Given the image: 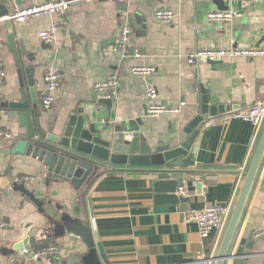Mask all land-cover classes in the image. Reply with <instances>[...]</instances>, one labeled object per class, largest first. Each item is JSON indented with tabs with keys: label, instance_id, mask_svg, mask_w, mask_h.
<instances>
[{
	"label": "crops",
	"instance_id": "0c3cea01",
	"mask_svg": "<svg viewBox=\"0 0 264 264\" xmlns=\"http://www.w3.org/2000/svg\"><path fill=\"white\" fill-rule=\"evenodd\" d=\"M47 1L19 0L17 5L11 3V9ZM224 1L227 10L218 7V0H71L62 18L43 16L14 24L17 46L28 52V56L20 54V62L32 70L43 129L54 127L58 132L72 116L82 117L105 139L112 136L114 127L136 126L143 137L141 144L172 149L186 139L185 128L201 112V89L207 91L211 105L227 101L246 111L264 104V56L188 63L190 55L199 49L214 46L264 48V0ZM159 8L173 10L172 24L154 18ZM212 11L238 14L228 22L210 23L207 15ZM53 21L59 22L60 31L54 43L45 44L39 34ZM125 25L133 31L128 53L115 55L109 47ZM8 37L5 25L0 29V60L5 69L0 80V104L19 97V68ZM136 66L154 67L156 72L149 77L137 76L132 73ZM47 71L63 74L58 100L49 111L42 107ZM112 75L119 83L109 108L101 102L106 97L94 87ZM28 81L26 78V84ZM150 85L157 89L159 103L179 105L184 101L186 106L179 114L150 116ZM1 111L0 131L10 133L12 139H0V264H77V255L83 257L88 252L81 240L75 241V234L57 237L47 212L54 218L67 215L80 220L98 234L106 258L103 264H208L218 255L227 228L202 239L199 226L186 221L187 213L217 204L231 205L234 210L264 130V126L257 129L240 119L223 121L224 114L206 119L192 147L196 166L177 165L183 176L196 177L181 189L192 202L160 204L155 199L158 173L153 166L109 163L82 190L56 180L47 185L42 164L32 157L11 154L25 129L17 117L8 116L0 106ZM125 136L132 140V133ZM198 183L202 184L200 194ZM17 185L34 191L44 202L46 213H41ZM36 231L37 241L29 250L23 246L15 251L17 243ZM40 243L58 246L59 255L34 263L31 254L45 248L35 249ZM242 243L245 247L252 243V251L257 253L247 264H264V155L231 253ZM224 264L238 263L228 260Z\"/></svg>",
	"mask_w": 264,
	"mask_h": 264
},
{
	"label": "water",
	"instance_id": "95a60500",
	"mask_svg": "<svg viewBox=\"0 0 264 264\" xmlns=\"http://www.w3.org/2000/svg\"><path fill=\"white\" fill-rule=\"evenodd\" d=\"M16 5L19 0H0V17L7 16L12 12L11 3ZM218 7L224 10V0H218ZM9 37V49L14 54L20 75L19 97L17 101L0 104L6 110L8 116L17 117L20 127L25 129V134L14 145L11 154L14 156H27L37 160L46 170L47 185L50 181L56 180L61 183L73 185L76 189L82 190L88 186L92 178L96 176L101 168L113 165L131 166H153L156 167L158 179L154 183L155 199L157 203L186 204L191 203V197L182 195V188L186 182L196 181V177L183 176V170L177 166L194 167L192 160V147L206 124V119L239 110L237 106H231L224 101L221 105H211L207 91L201 89L202 108L185 128L187 137L184 141L172 149L149 148L143 142V137L136 126L114 127L113 134L109 139L102 135L95 134L82 117L72 116L64 123L58 132L54 127L48 131L43 129L42 112L39 108V93L36 90L35 82L32 79V70L21 66L20 54L28 56V52L16 41L15 26L7 24ZM29 79L26 84L25 79ZM106 106H113V99L104 98L101 100ZM3 111L0 112V116ZM132 133V140H126L125 134ZM264 155V130L253 157L246 179L234 207L231 218L227 225L220 251L213 262L224 264L232 260L238 264H247L248 260L254 258L257 253L252 251V243L245 247L242 243L235 253H231V246L240 223V219L246 205L251 187L259 170ZM200 166V165H197ZM27 198L38 207L41 213H46L44 202L36 197L34 191H29L24 186H16ZM197 192H202V184L198 183ZM49 223L55 228L57 237L72 233L77 236L75 241L81 240L88 248V252L81 257L77 255V264H103L106 261L104 249L100 243L98 234H93L90 227L82 221L75 220L67 215L54 218L53 213L47 212ZM39 231L25 238L22 243L15 245V251L30 249L37 241L36 235ZM94 242L97 246L94 247ZM101 256V259L99 257ZM69 264L70 261H69Z\"/></svg>",
	"mask_w": 264,
	"mask_h": 264
},
{
	"label": "built area",
	"instance_id": "2783aa9c",
	"mask_svg": "<svg viewBox=\"0 0 264 264\" xmlns=\"http://www.w3.org/2000/svg\"><path fill=\"white\" fill-rule=\"evenodd\" d=\"M71 0H49L40 5H32L26 7H17L7 16L0 17V29L1 27L12 24L28 23L33 19H37L43 16H52L62 18L66 15L70 7ZM89 1V0H81ZM112 3L117 1L126 0H108ZM263 0H253V3H261ZM237 12L234 11H212L207 15V20L210 23H222L231 21L237 16ZM154 18L162 24H172L175 13L168 8H159L154 12ZM60 31V24L58 21H53L49 29L41 31L39 37L45 44H52L56 41L57 34ZM133 34L132 29L125 25L122 26L112 41L109 50L115 55L125 56L128 53L131 36ZM254 57L264 56V48H251V49H239L234 46L229 47H209L199 49L195 54L190 55L188 59L189 64H194L197 61L215 63L226 57ZM156 69L154 67H133L132 73L137 76L149 77L155 74ZM5 76V69L3 62L0 60V80ZM63 74L56 71H47L44 75V87L45 93L42 99V107L46 110H51L54 104L58 100L60 87L62 85ZM118 77L115 75L110 76L107 81L95 85V91L101 96L106 98H114L118 88ZM147 97L149 99V105L147 112L152 117H161L171 114H179L181 109L186 106V103L182 101L179 105H170L165 103H159L157 101L158 91L154 85H150L147 88ZM223 121L231 119H240L250 123L257 129H261L264 126V104H258L246 111H231L223 115ZM0 139H12V135L7 132L0 131ZM233 208L231 205H206L201 210H191L187 213L186 221L194 222L199 226L200 236L202 239L210 238L214 233L224 231L227 228L229 220L231 218ZM60 253L58 246L50 244L37 252L31 254V260L34 263L41 261L45 257H57ZM209 261V260H208ZM213 259L208 262L212 264Z\"/></svg>",
	"mask_w": 264,
	"mask_h": 264
},
{
	"label": "trees",
	"instance_id": "16d2710c",
	"mask_svg": "<svg viewBox=\"0 0 264 264\" xmlns=\"http://www.w3.org/2000/svg\"><path fill=\"white\" fill-rule=\"evenodd\" d=\"M51 243H40L38 245L35 246V249H40V248H43V247H46L48 245H50Z\"/></svg>",
	"mask_w": 264,
	"mask_h": 264
}]
</instances>
